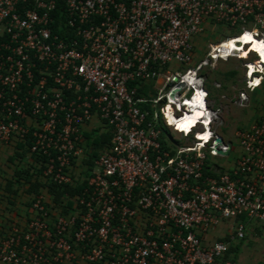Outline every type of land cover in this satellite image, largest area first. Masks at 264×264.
Masks as SVG:
<instances>
[{
    "label": "built area",
    "instance_id": "built-area-1",
    "mask_svg": "<svg viewBox=\"0 0 264 264\" xmlns=\"http://www.w3.org/2000/svg\"><path fill=\"white\" fill-rule=\"evenodd\" d=\"M56 9L0 0V142L31 137L42 176L73 186L86 177L84 132L111 131V143L80 193L60 204L40 193L24 223L0 226V264H227L243 218L264 225V115L237 131L235 162H220L233 146L204 68L243 60L242 105L264 86V58L242 38L264 41V0H66L61 22ZM218 25L235 34L194 64ZM194 108L204 113L186 124ZM227 219L235 229L213 238Z\"/></svg>",
    "mask_w": 264,
    "mask_h": 264
},
{
    "label": "rangeland",
    "instance_id": "rangeland-1",
    "mask_svg": "<svg viewBox=\"0 0 264 264\" xmlns=\"http://www.w3.org/2000/svg\"><path fill=\"white\" fill-rule=\"evenodd\" d=\"M233 34L235 32L230 31L226 26L209 27L207 33L199 38L197 42V55L195 56L194 64L206 57L209 41L215 42ZM253 41L255 44H264V41L256 38ZM240 57L245 56L242 55ZM243 63L244 61L238 57H231L228 60L221 58L204 68V73L208 75L212 84L214 81H219L222 84V87L214 91L213 102L216 107H221L220 118L216 124L218 132L224 137L225 141L231 142L233 146V153L229 159L217 157L220 162L226 165L234 163L236 157L243 152V146L237 131L249 126L264 111V90H262V87L258 88L255 93L247 91L250 100L245 103L246 105H242L239 101V91L243 88L245 89ZM230 70H237V75H227ZM152 93L155 95L156 92L153 90ZM99 134L98 132H93L90 136V141L92 142ZM175 135L180 136L177 132H175ZM190 140L184 141L189 143ZM245 223H247L246 237L233 241V244L239 245V247L237 254L233 255L232 258L236 259V264H264V225L257 220H245ZM236 225V220H221L215 230L211 231L213 238L223 236L227 230L235 229Z\"/></svg>",
    "mask_w": 264,
    "mask_h": 264
},
{
    "label": "trees",
    "instance_id": "trees-1",
    "mask_svg": "<svg viewBox=\"0 0 264 264\" xmlns=\"http://www.w3.org/2000/svg\"><path fill=\"white\" fill-rule=\"evenodd\" d=\"M65 12H66V0H57V9L53 17L57 19L58 22H61L65 20ZM237 73H238L237 70H230L227 72V75L235 76L237 75ZM206 86L209 89L211 96H214V91H212L213 84L211 83L209 77H207ZM262 89H264V86L262 87ZM91 134L93 133L84 132V136L86 138L87 157L83 159L84 169L82 173H84L86 177L90 175V170L94 167L95 160L99 156V151L109 146L112 138V132L107 131L104 133H100L99 136H97V138L93 139V141L91 142L90 141ZM30 146H31V137L28 138L25 144H21V147L24 148V151L17 152L16 154L18 156L24 157L28 152L32 153L30 150ZM32 156L35 157L39 165L41 162V156L35 153H32ZM41 173H42V167H38L37 165H29L28 167L21 169L15 168L14 171L15 178L17 182L20 184L19 186H21V183L29 184V187L26 190V192L36 196L41 193V187L46 186L48 187L49 192L53 195V201L56 204H60L62 200L65 199L67 196L70 195L72 196L77 193H80L87 184L86 177L82 182L80 180L76 181L75 186L71 184L58 185L56 183L44 182L43 180H41V176H42ZM21 179H24V182H21ZM8 182L9 183L7 184V189L10 191H16L15 189H13V185H14L13 182L10 181ZM243 219L244 221L245 220L248 221L246 218ZM223 239H228V237H225ZM238 247L239 245H234V244L230 245L226 256L227 264H236V259L235 258L233 259L232 256L237 254Z\"/></svg>",
    "mask_w": 264,
    "mask_h": 264
},
{
    "label": "crops",
    "instance_id": "crops-1",
    "mask_svg": "<svg viewBox=\"0 0 264 264\" xmlns=\"http://www.w3.org/2000/svg\"><path fill=\"white\" fill-rule=\"evenodd\" d=\"M215 82L219 81H214V83ZM214 83L212 91L218 90V88L214 86ZM251 93H255V91ZM263 115L264 111L257 119ZM95 130L88 131L87 133L97 132ZM25 143L26 141H19L15 138L11 139L9 142H0V226L4 228L14 221L24 223L33 213L30 202L35 198V195L26 192L29 184L21 183V186H19L20 184L17 182L14 175L15 168L21 169L29 165H37L40 167L35 157L32 156V153L28 152L24 157L16 154L17 152L24 151L21 144ZM41 180L49 182L43 176H41ZM8 181L13 182V189L16 191L7 189ZM21 182H24V179H21ZM41 193L45 195L49 203L55 204L53 195L49 192L48 187H41Z\"/></svg>",
    "mask_w": 264,
    "mask_h": 264
},
{
    "label": "bare ground",
    "instance_id": "bare-ground-1",
    "mask_svg": "<svg viewBox=\"0 0 264 264\" xmlns=\"http://www.w3.org/2000/svg\"><path fill=\"white\" fill-rule=\"evenodd\" d=\"M232 38H234V37H231L229 40H226L227 45L229 47L233 48L235 51L236 50H241L242 48L241 47H237V44L235 42V41H237V39H234L233 40ZM242 38L245 39L247 42H251L252 41L253 48H255L256 50H258L261 53L262 57L264 58V44L263 45L255 44L254 41H253L255 39V37H253V36H251L249 34L244 35ZM239 54H241L240 56H242V51H240ZM200 113L203 114L204 112H201V109L200 108H194L193 112L190 115H187L186 121H185L186 124L192 123L194 121V119Z\"/></svg>",
    "mask_w": 264,
    "mask_h": 264
},
{
    "label": "water",
    "instance_id": "water-1",
    "mask_svg": "<svg viewBox=\"0 0 264 264\" xmlns=\"http://www.w3.org/2000/svg\"><path fill=\"white\" fill-rule=\"evenodd\" d=\"M222 140V139H221Z\"/></svg>",
    "mask_w": 264,
    "mask_h": 264
}]
</instances>
